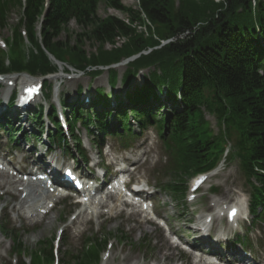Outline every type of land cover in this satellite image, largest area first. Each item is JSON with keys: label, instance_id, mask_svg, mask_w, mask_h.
<instances>
[{"label": "trees", "instance_id": "1", "mask_svg": "<svg viewBox=\"0 0 264 264\" xmlns=\"http://www.w3.org/2000/svg\"><path fill=\"white\" fill-rule=\"evenodd\" d=\"M15 1L22 5L21 17L12 29L9 51L0 50V72H54L58 66L49 54L81 70L106 66L156 47L160 39L174 37L172 42L130 61L122 78L126 86L140 68L150 69L144 84L128 94L129 109L137 115L139 125L144 120L154 123L162 137L168 160L163 167L169 177L165 185L176 197H183L187 180L215 168L227 152V159L237 162L250 194L252 222H264V0H256L255 6L253 0H178L177 4L174 0H138L137 9L124 6L121 0H104L127 14V19L115 15L99 17L101 0ZM8 3L0 0L2 26L6 25ZM71 20L82 29L73 43L60 38ZM87 40L97 45L96 51L85 50ZM117 40L122 43L118 45ZM109 72L114 86L117 71ZM82 90L80 85L78 92ZM158 92L165 93L166 100L174 106L167 117L160 111L164 105L155 108L161 118L151 119L141 105L151 98L158 99ZM96 93L90 108L65 102L72 125L81 120L102 126L105 117L96 109L108 102V95L102 87ZM207 113L220 126L217 134L210 127ZM41 117L42 112L35 113L36 121ZM53 120L58 128L52 136L63 141L55 113ZM228 140L232 146L227 151ZM95 241L94 244L98 240ZM101 243L98 248L94 244L86 250L82 248V253L71 261L97 264ZM14 244V252L23 251L18 240ZM46 257L54 261L52 247Z\"/></svg>", "mask_w": 264, "mask_h": 264}, {"label": "rangeland", "instance_id": "2", "mask_svg": "<svg viewBox=\"0 0 264 264\" xmlns=\"http://www.w3.org/2000/svg\"><path fill=\"white\" fill-rule=\"evenodd\" d=\"M9 3L5 8V24L0 23V50L8 51L9 39L12 37V29L15 24L18 23L21 17L22 5L15 0H8ZM176 4L178 0H174ZM122 4L126 7H131L137 9L138 0H121ZM98 15L101 18H106L108 16H117L122 19H127V14L120 12L108 5L104 0H101L98 3ZM141 29V28H138ZM81 27L74 21L67 25L66 29L62 31L60 38L69 39L72 43L76 40L78 33H81ZM4 41L7 45H5ZM118 45L122 43L121 40H117ZM97 45L91 44L89 40L85 41L84 48L88 52L96 51ZM106 48H109V45H106ZM150 51V50H149ZM152 51V50H151ZM150 51V52H151ZM147 52L146 54H148ZM134 56V55H133ZM139 56H134L133 59L138 58ZM126 66H121L118 68V76L121 77ZM72 72V71H71ZM12 77L17 78L18 86L21 85L23 79H32L30 75L26 73L12 74ZM73 77L76 79H66L62 82L61 90H65L73 96V90L78 83H83L84 88H88L93 92L94 88L97 85H107V72L102 73L99 77L93 78L87 74L76 72L70 73L67 77ZM80 79V80H78ZM142 80L141 75H137L132 81V84H138ZM52 82L55 85L59 80L52 79ZM6 84L7 80H6ZM9 88H13L12 85H7ZM6 91L0 89V101L5 104L8 101V98L11 94V90ZM56 102V98H54ZM167 108L164 107L161 110V113H166ZM207 119L210 121V127L214 130V133L217 134L220 126L217 123L216 118L210 114H206ZM113 119V116H111ZM27 130H30V123L23 124ZM78 128V127H77ZM136 135L134 143H140L144 140L146 142L140 147V151L146 150V161L145 155L142 157V161L137 164L138 174L141 180L148 181L152 184L155 189L158 188V191L155 193V198L158 200V209L162 213L163 218L176 220V218L181 217V221L173 222V225L176 230L180 233H183V236L187 234L186 239H192L196 234L186 233L185 231L189 229L190 223L189 218L196 216L205 217L208 214H213L217 206L229 205L234 203L237 200L238 196L246 198L245 206L248 207L249 195L244 191L246 190L245 182L241 178L237 162L234 160H225L220 163L217 168L211 172L214 174L212 177L208 178L205 182L201 184V188L196 190V193H191L192 188L195 182L198 179V176L195 178H190L185 183L188 185L187 194L188 197L183 201L182 196L178 195L177 201L175 197H172L171 192L165 190L161 185L169 180L167 176L162 172V167L165 165V151L162 147V141L160 135H158L157 130L154 127H151L148 131L140 132L136 130ZM80 137L83 140L84 146L90 155L94 156L96 152L95 148L91 147L87 143L86 132L81 127L78 128ZM110 148L105 147L103 151V156L106 158L107 162H111V159L116 155V151L113 150V146H119V139L112 137L107 140ZM71 148L73 143H70ZM232 143H228L229 145ZM12 144H8L11 146ZM7 146V145H6ZM54 146V145H52ZM135 146V145H134ZM37 151L35 155L42 154L45 152V146L41 144H36ZM96 157V156H94ZM13 166L18 169H23V164H20V156L11 157ZM217 187L216 193H212L211 188ZM7 188H0V223L1 222H12L14 227L13 230H16L17 236L13 235L9 238L8 235H2L0 232V239L2 243L0 244V264H11L14 260V256L11 250L12 239H16L20 242L23 251L18 254V261H25V264H74L72 258L76 255L81 254V247L85 250L89 248L98 240L95 245V248H98V242L101 243V261L100 264H134L135 261L140 264H159L157 258L161 257L163 254L167 253L171 255V260H161L163 264H201L197 263L196 259L187 251H184L181 246L174 248L170 247L165 240V237L168 236L169 241L172 243L176 239L169 236L168 231L163 226L151 225L146 223L144 215L132 214L131 210L122 209V206H117L115 210H112L115 213L116 217L113 220L108 221L106 219L107 212L109 207H104L101 212H104V215L95 216L89 211L85 212L86 218L89 219V222L84 224L75 225L72 228V232H67L65 227L73 222L78 213L82 210V205L75 204L73 200L65 199L61 200L57 206L50 211L47 216H51L52 224L47 225L46 221L42 223H34L29 219L21 218L18 214L11 209L15 200L9 202V198L4 194ZM25 190H23V193ZM3 193V194H2ZM22 193V194H23ZM193 200L190 201L189 198L193 197ZM21 198V197H20ZM33 200H37L38 197H32ZM219 200V204L216 205L215 200ZM32 201H29L27 204H30ZM115 205V203H113ZM9 206L8 214L3 210L4 207ZM8 215V216H7ZM248 215V214H247ZM245 221L246 226L250 224L249 217ZM152 215H150V218ZM10 218V220H8ZM48 220V219H47ZM143 221L145 223H143ZM139 222H142V229H138L135 233L131 232V228L137 226ZM193 224V222H192ZM216 227H221L220 222L217 221ZM224 224V223H223ZM225 225V224H224ZM259 225V224H257ZM257 234V231L255 232ZM264 234V233H263ZM89 237L88 239H86ZM86 240V243H85ZM91 242V243H89ZM87 246L85 247V245ZM53 250L54 255L56 256L57 262L48 261L46 255L48 251ZM94 247V246H93ZM93 248H90V250ZM264 251V250H263ZM115 254V259L111 262L107 255ZM82 256V255H81ZM125 258V261L123 259ZM71 261V262H70ZM163 261V262H162ZM256 262L259 264H264V252L262 256L256 259ZM257 264V263H255Z\"/></svg>", "mask_w": 264, "mask_h": 264}, {"label": "bare ground", "instance_id": "3", "mask_svg": "<svg viewBox=\"0 0 264 264\" xmlns=\"http://www.w3.org/2000/svg\"><path fill=\"white\" fill-rule=\"evenodd\" d=\"M59 77H60V74L54 75V78H59ZM6 80H7V83L11 84L13 81L16 80V78L15 77H6ZM211 176L212 175H207V176L201 177V179L206 180ZM23 181H24V179L22 178L21 175H19L18 172L15 173L10 169L7 170L3 167L2 164H0V187H2V188L6 187L7 188L4 192V194L7 196V198L10 197L8 199L9 202L15 200V203H13V205L11 206V209L13 211H15L19 217L29 219L35 223H42V222L46 221L47 225H51L52 221H53L51 216L49 215L46 217L47 213L50 211L49 205H47L46 203L39 205V203L37 201L33 202L31 204L33 207V212L30 215L25 214L24 209H25L26 203L33 200V198H32L34 196L33 194H36L37 190L35 188L31 187V188H29V193L22 196L21 195V193H22L21 185L23 184ZM84 191L90 193V192H92V187L87 186V187H85ZM112 198H113V196L108 195V194H106L105 198L100 197L98 200H97V198L90 196L87 199V201L84 203L82 210L78 213V215L75 217L73 222L65 227V230L70 233V232H72V228L75 225L84 224V223L88 222L89 219L86 218L85 212L90 211L91 213L95 214L94 210L92 209V207H94V206L98 210H101L104 207H109V204L107 201H108V199H112ZM117 199H119V198H117ZM214 203H216V205H218L219 200L216 199ZM35 206H36V208L39 206V210L41 209L42 213H39L38 210L35 209ZM116 208H117V206L114 205L107 212L106 219L108 221H111L114 219V217H116L115 213L112 212V210H115ZM3 210L5 211L6 214H8L9 206L4 207ZM133 211H135L136 213H140L142 211H145V208H143L142 206H138V208H136L134 206ZM95 215L98 217V216L104 215V212L96 211ZM197 219H200V221L204 220L203 217H198ZM204 223H206V222L204 221ZM142 224H143L142 222H139L137 224L138 227H136V226L132 227L131 232L135 233L138 229H142V227H143ZM165 240L168 242V238H165ZM1 243H2V240L0 239V244ZM167 244L169 246L172 245L169 242ZM106 257H107L106 259L109 258L111 260V262L116 258L115 254H113V253L110 255L108 254ZM160 258L161 257L157 258V261L159 264H163V263H161V260L162 259L169 260L171 258V255L165 253L162 256V259H160ZM123 261H125V258L123 259ZM170 261L171 260H169V262ZM134 264H140V263L135 261Z\"/></svg>", "mask_w": 264, "mask_h": 264}, {"label": "water", "instance_id": "4", "mask_svg": "<svg viewBox=\"0 0 264 264\" xmlns=\"http://www.w3.org/2000/svg\"><path fill=\"white\" fill-rule=\"evenodd\" d=\"M138 55H139V54H138ZM138 55H135V56H138ZM133 57H134V56H132V57H128L124 62L129 61V60H132Z\"/></svg>", "mask_w": 264, "mask_h": 264}]
</instances>
